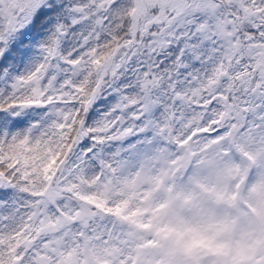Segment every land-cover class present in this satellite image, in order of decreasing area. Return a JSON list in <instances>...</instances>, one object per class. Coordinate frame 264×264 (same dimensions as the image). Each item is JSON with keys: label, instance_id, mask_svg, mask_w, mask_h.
<instances>
[{"label": "snow or ice", "instance_id": "1", "mask_svg": "<svg viewBox=\"0 0 264 264\" xmlns=\"http://www.w3.org/2000/svg\"><path fill=\"white\" fill-rule=\"evenodd\" d=\"M0 264H264V0H0Z\"/></svg>", "mask_w": 264, "mask_h": 264}]
</instances>
